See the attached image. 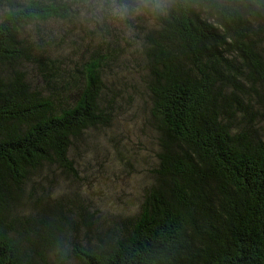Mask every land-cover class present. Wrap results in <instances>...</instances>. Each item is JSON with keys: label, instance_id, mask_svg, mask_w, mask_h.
<instances>
[{"label": "trees", "instance_id": "1", "mask_svg": "<svg viewBox=\"0 0 264 264\" xmlns=\"http://www.w3.org/2000/svg\"><path fill=\"white\" fill-rule=\"evenodd\" d=\"M49 21L96 34L90 57L55 55ZM123 22L155 151L137 210L105 220L35 187L77 177L73 151L133 101ZM0 264H264V0H0Z\"/></svg>", "mask_w": 264, "mask_h": 264}, {"label": "rangeland", "instance_id": "2", "mask_svg": "<svg viewBox=\"0 0 264 264\" xmlns=\"http://www.w3.org/2000/svg\"><path fill=\"white\" fill-rule=\"evenodd\" d=\"M38 25H41L42 28L39 30L40 33L42 31L52 33L56 40L53 47L56 49L55 55L60 54L62 56L60 59L65 60L71 66L82 64L88 59L93 49L92 45L97 41L96 34L91 33L89 29H85L81 37L79 25L60 21H49L45 25L44 23ZM87 25L88 28L94 29L91 23H87ZM116 25L119 29V46L133 50L135 47L134 35H132L134 31L128 29L127 22ZM70 30L76 32V35L72 36V41L63 38ZM137 56L139 55L135 47L132 56L124 63H118L124 64L122 67H125L122 69L124 84L117 82V85L123 87L122 93L126 95V100L123 102H127L129 91L132 92V89L127 88L126 83L137 82V87L138 84L142 86L139 83L138 74L132 70L134 59ZM108 76L111 79H117L107 73L106 77ZM137 87L134 89L136 92L132 93L133 101L129 105L122 106L121 110L117 112L116 125L110 129L95 131L97 141L94 145L73 151L72 157L76 163L75 168L78 176L66 179V177L56 176L57 173L54 174V170L51 171L50 167L44 168L43 173L49 177L42 179L40 184L35 187L37 192L45 193L53 189L54 194H63L64 197L73 200L72 193L77 189L83 192L84 196L91 198V205H95L103 211L105 220L115 218L116 214H133L137 210L140 186L142 180L146 178L148 163L154 160L155 151L150 132L141 129L142 119L147 112L148 97L143 86L139 87L138 91ZM140 156H145L148 162L143 161ZM24 211L26 214L34 212L28 202L24 205Z\"/></svg>", "mask_w": 264, "mask_h": 264}]
</instances>
